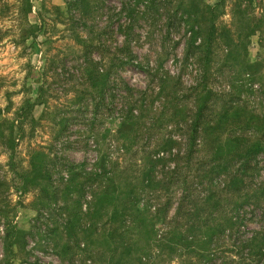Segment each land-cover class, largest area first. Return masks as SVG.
<instances>
[{"label": "rangeland", "instance_id": "obj_1", "mask_svg": "<svg viewBox=\"0 0 264 264\" xmlns=\"http://www.w3.org/2000/svg\"><path fill=\"white\" fill-rule=\"evenodd\" d=\"M149 3L0 0V264H264V192L258 193L263 207L244 203L236 214L231 210L234 194L220 190L232 198L212 212L202 198L222 188L223 181L201 184L195 179L197 160H210L211 150L195 151L191 169H185L188 129L180 132L171 115L176 105H193V86L202 79L200 64L185 57L192 23L182 17L176 1L159 2L155 9ZM192 7L197 15L207 14V20L212 8L217 25L229 28L232 39L242 38L245 28L254 30L246 40L249 66L232 58L222 66L228 57L221 44L206 64L205 84L228 93L216 98L219 108L239 95L246 111L264 117V0H201ZM92 58L108 72L103 94H90V83L82 82L83 62ZM240 76L243 87L235 81ZM252 76L260 84L245 82ZM161 85L166 98L159 95ZM129 95L143 111L134 128L124 132L138 134L137 142L122 147L114 136ZM95 135L101 137L93 140ZM168 135L174 141L164 150L161 143ZM151 157L156 184L150 189L141 183ZM36 161L52 164L35 169ZM255 163L259 168L248 173L242 196L264 186V153ZM103 164L116 178L131 176L136 188L145 189L143 200L134 205L141 215L128 210L127 222L121 218L106 224L103 216L87 213L83 195L80 228L73 232L71 206L65 203L71 200L65 194L67 179L76 177L71 188L80 195L79 188L86 190L91 182L84 174L95 178ZM177 164L184 175L168 191L161 180ZM44 171L48 179H38ZM101 180L95 178V185ZM183 190L188 192L184 199ZM219 192L216 196L222 197ZM188 209L195 218L188 217ZM131 212L144 226L131 221ZM93 220L96 228L90 233L85 227ZM194 221L200 226L191 232L193 242H179ZM114 226L118 233L112 236ZM210 228L220 234L210 239ZM123 251L129 253L121 256Z\"/></svg>", "mask_w": 264, "mask_h": 264}, {"label": "trees", "instance_id": "obj_2", "mask_svg": "<svg viewBox=\"0 0 264 264\" xmlns=\"http://www.w3.org/2000/svg\"><path fill=\"white\" fill-rule=\"evenodd\" d=\"M172 1L177 2L178 7L181 10L182 17L185 18L186 21L192 23L191 30L189 31L190 35L186 43L185 57L186 60L192 59L198 62L200 64L202 74V79H200V82L198 81L197 85L193 86L195 91L192 93L194 95L192 101L193 105H187L188 103H183L180 106L176 105L171 115V119L176 120V128L180 132H183L185 127L188 129L189 142L184 155L187 165L185 169H191V156L195 151H199L202 148L208 147L209 150H211L210 153L212 156L208 161L206 160L203 162L201 160H197L198 165H196L197 171H195V179L201 184H209L213 183L214 181L217 182L216 179L218 182L220 180L223 181L222 188H218L217 192L210 190L208 193H206L205 197L202 198L204 203L211 204L210 211L214 212L215 210H219L221 201L231 199L232 197L230 198V196H233V194L234 200H231L233 201L231 210L235 211L236 214L243 209L244 203L247 204L252 202L255 207H263V204L261 203V194L258 197V193L264 192L263 185L254 188L253 194L248 190L246 191L245 195L242 196L244 193L242 190L246 188V177L248 173L251 170L257 171L259 168L257 163H255L256 157L259 154L264 153V117L246 111L247 107L240 104L242 99L239 95H237V98L231 95L228 97V100H226L219 108L217 106L216 98H218V96H222V94L227 95L228 93L224 91H216L205 84V81H207L206 78L209 75L206 64L210 65L209 63L212 62L213 56L215 55V47L220 46L221 44L225 45L223 50L224 55L228 57L224 59L223 63L221 64L222 66H226L230 58H232L235 63L236 61L242 62L243 66L246 68L249 66V62L245 60V56L247 54L246 40L252 35L254 30L250 29V31H247L245 28L244 31L240 33L242 38L244 37L245 41H242L241 37H238L239 39L237 40L235 38L232 39L233 32L229 28L219 27V25H217V15L216 17L213 16L214 10L212 8H210L207 12L208 14L212 15L210 20H207V14L205 13L201 15L193 13L194 9L192 5H196L201 0H150L148 8L155 9L159 2L170 3ZM182 7L185 8V10H183ZM247 28H250L249 25ZM100 61H102V59ZM98 64V61H95L92 58L90 60H85L82 65L84 70L82 82L90 83L92 88L90 94H94L97 90H99L100 94H103L105 92V87L107 86V69H101L97 66ZM246 74H248V72H243L244 76ZM249 77L245 79V82L247 79H250L252 80L250 81V84H260V82L256 83L254 76L251 78ZM235 81L238 87L245 86L242 76H240V78ZM159 95L163 97L166 96L165 88L162 85L159 87ZM133 100L134 98L129 95L126 101L123 103L121 107L123 111L121 116L122 126L114 136V139L122 147H133V144L138 140V134H132L131 132L124 133L125 131L130 130L129 128H134L133 124L137 123V119L141 120L143 105L140 103L139 106L141 109L138 110L139 106H135L139 102H134ZM154 121L155 119L153 122ZM245 131L250 133H245ZM97 135L93 137V140H97L101 137H98ZM119 138L121 140H119ZM172 138L173 137L170 135L166 136L161 143V148L164 150L169 149L172 144ZM152 157L150 159L151 167L149 168V171H145L143 173L141 183V185H144V187H148L150 189V186L156 184L152 181V178H154L152 169L155 167L156 162V160ZM99 159L104 161L101 155H99ZM47 162L52 164L51 161H36L34 167L35 169H38L41 164L44 163L43 170H46V168L49 166ZM107 164H103V169L99 173H95V178L100 176V179H102L97 185L94 183L95 178L91 172H86L84 174L89 179L87 181L91 182L88 183L89 185L86 187V190L85 186H83L81 189L79 188L80 195L74 192L75 190L71 188L73 183H75L74 181L76 180V177L71 176L69 179H67L69 183H67L66 186L69 188L65 190V194L67 196H71V200L68 202L65 200V203L66 205L69 204L71 206L69 209L68 225L72 227L73 232H77V229L80 228V224H78L77 221L81 219V200L83 195L88 198L89 207L87 208V213H91V216H103V220L104 222L106 221V224L112 222V220L118 221L121 218L123 221H125L124 214L128 210H135L138 216L141 215L138 205L137 207H134V205L143 200L142 193L144 194L146 191H141L145 189H139L140 186L136 188V184L134 182L135 178L131 176L122 177L121 175H118L116 178L114 172L111 174L109 171H107ZM182 170L184 169L180 166V164H177L174 169L171 170L169 175L163 176L161 183H165L164 186L167 187L168 191L174 183L180 181L184 175ZM38 172L40 173V171ZM38 177L39 174L36 178ZM38 179H48L47 172L44 171L42 176ZM121 180H124V182L121 183ZM157 183L159 184V181H157ZM93 186H96L97 188H94ZM42 190V192H44L45 187ZM156 190L158 189H155L154 191ZM220 190L225 192L231 191V195L228 197H223L221 195L222 193L219 192ZM183 192L185 193H182L181 196L184 199L188 192L185 190H183ZM218 192L223 198L216 196L215 193ZM252 197H254L255 200L250 201L252 200ZM75 204L76 209L72 208ZM104 211L106 212L104 213ZM186 212L189 213L187 214L188 217L191 219L195 218L194 214L189 209ZM136 213L131 212L130 215L133 217L131 221L136 218L134 216ZM208 217L210 218L211 214H209ZM153 218H155V216ZM261 218L264 221V211L261 212ZM93 219H95V217H93ZM149 220L151 221V218ZM133 222L137 224V227H142L145 224V222L141 220L137 221V219H135ZM196 223L199 222L194 221L190 227H186L187 231L181 237L179 242H193L194 237L191 232H196L195 229L200 226L199 225L197 227ZM150 227L152 230H154L153 223H150ZM95 228V220H93L89 222V224L85 227V230L92 233ZM210 231V239L214 237L213 235L217 236L220 234V229L210 228ZM261 231H264V227H262ZM117 233L118 228L114 226L113 230L111 231V235L113 236ZM258 233L259 231H257V233H255L252 237L255 238ZM72 236H74V234ZM120 237L123 241V237ZM87 238H89V236H87ZM129 247L131 248L132 246L129 245ZM127 249L129 250L128 247ZM260 252H262V248L258 254H260ZM126 253L129 252L123 251L121 256Z\"/></svg>", "mask_w": 264, "mask_h": 264}]
</instances>
